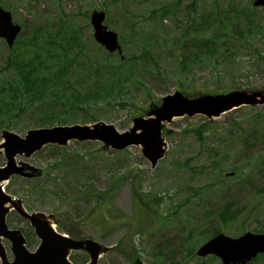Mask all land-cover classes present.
<instances>
[{
  "label": "rangeland",
  "instance_id": "obj_1",
  "mask_svg": "<svg viewBox=\"0 0 264 264\" xmlns=\"http://www.w3.org/2000/svg\"><path fill=\"white\" fill-rule=\"evenodd\" d=\"M104 1L109 2V8L112 6L113 19H117L120 25L113 27L114 23L110 22L112 26L109 28L112 27L111 29L123 36L126 45L123 46L125 47L123 54L129 57L124 62L126 80L113 88L117 93L115 96L78 104L72 103V114L67 115L74 118L69 122L70 125L93 126L97 122H106L113 124L119 132H125L130 130L135 118L147 117L161 108L166 99L183 103L209 98L223 99V102L227 103L238 95L255 97L264 94V8L255 10L262 26L260 32L254 29V34H248L241 29L248 27L244 18L235 19L238 26H230L227 18L225 19V25L228 26L223 28L222 39L226 40L225 43L230 46L232 52L226 53L220 48L214 49L199 44L198 47H193L194 51L198 48L199 53L193 55L194 52L190 47L184 49L181 46L182 38L186 37L191 44L198 39H215L218 37L216 34H219L217 26L222 24L217 23L212 28L199 26L201 32H198L191 30V27L182 31L187 27L183 25L186 17L182 15L178 17L181 23L173 18L175 15L165 17L164 26L161 27L152 26L151 21H146L144 16L152 9L164 3L173 4L177 0L120 2L63 0L60 7L55 0H8L0 4L12 12L16 23L22 25L21 41L27 40L30 34L29 43L44 42L50 33L45 30L36 31V27L48 23L54 30L59 20L63 19L62 13L66 12L65 14L70 15V23L73 25L70 27L79 30L82 43L87 44L85 52L87 56L95 61L111 58V61L120 63L119 58L113 57L116 55L112 58L105 50H98L93 41L90 16L87 13L82 15L78 13V10L84 12L81 7L86 9L89 3L93 10H103ZM192 1L181 0L183 5ZM197 1L199 9L211 8L208 13L211 10L215 11L216 2L224 9L231 2V0ZM235 2L245 9L253 7L251 0H235ZM124 6L131 7L132 12L137 15L131 20L139 22L137 27L140 31L135 35L120 19ZM140 17L143 19L140 20ZM18 46L26 48L23 42L18 43ZM12 49L0 38V90L3 87L9 88V82L14 80L16 75L14 68H7ZM143 51L150 52L152 59L159 61L158 68L154 69V62L146 59L131 58L140 55ZM235 51L237 54L234 53ZM226 55L230 56L231 61L226 60ZM146 62L151 63L145 64ZM153 69L157 76L151 72ZM79 74L76 72L72 80L75 86L78 84V89L82 93L90 91V85H82L87 82L86 80L79 85L81 82ZM113 78L110 75V80L114 81ZM101 80L105 82L107 79L104 76ZM53 101L54 98H51L47 101L34 102L32 105L26 102L21 114L11 118L6 122L7 126L0 130V134L4 132L0 137L2 138L6 131L25 137L29 130L43 127V123L36 120V117L42 112L44 113L41 116L45 115L53 106ZM59 102L63 103V101ZM219 103L221 105V102ZM51 114L58 115L56 119L61 117L57 112ZM263 114L264 102L256 101L255 106H242L213 120L203 115H196L166 122L162 131L167 143L166 155L155 167L143 155L140 146L117 151L105 147L98 141L76 140L65 146L46 145L26 159L18 157V162L26 161L32 167L29 171L30 177L14 176L10 185L6 184L5 191L8 190L20 197L31 212L45 213L53 218L60 225V229L71 233L74 238L96 240L102 246V251H105L98 256L100 258L96 260V264H173L174 261H178L179 264H201L202 258L185 257L184 253H193L194 247L202 243L201 240L207 235L199 232L202 226L208 230L214 228L211 219L212 222L222 223L223 226L218 227L232 237H238L245 231L256 232L255 230L264 229V171L260 172L261 169L264 170ZM53 125L56 126L55 123ZM204 125L206 129L202 140H199L193 132L186 131L188 128ZM244 138L248 139V143L243 140ZM63 153L64 163L60 166L55 165V169L51 168ZM5 163V156L0 154V166ZM211 163L212 166L208 170L204 168ZM234 168L236 171H233ZM125 171H127L125 180L121 182L109 201L111 211L108 215L111 220L108 221L106 214L108 201L102 196L101 207L96 208L80 225V220L89 215L94 202L90 196L83 200L78 199L74 203L68 201L84 196L81 194L83 189L106 191L112 179ZM135 185L146 195L142 197L146 200H153L161 193L167 192L166 194L173 199L164 200L159 208L164 217L177 206L178 209L171 213L175 216L170 215L168 220L163 219L155 214L152 206L145 207L137 203L132 189ZM227 186L229 190L226 189ZM198 189H200L198 192L202 190L203 192L197 196ZM76 191H79V194ZM230 194L241 204L248 205L249 209L242 215L238 213V220L229 226L223 224L220 209H216L214 214L216 218H211L202 224L207 217L205 209L216 208L223 204ZM61 196H64L63 201ZM222 197L226 198L222 199ZM230 200L232 199L229 198L228 201ZM172 219L173 221L170 222ZM7 221L10 228L20 230L28 239L27 248L35 251L40 241L36 236L33 238L28 236L30 230L33 231L29 222L16 212L9 213ZM187 230H195V232L185 240L189 232ZM164 238L169 242L163 250L160 247L156 248L155 246L164 241ZM179 243H184L182 251L172 250ZM3 244L7 250H10L9 240H4ZM168 251L172 252L170 262L167 260L169 256L165 254ZM9 256L10 259L13 257L10 251ZM137 258H139L138 263H133ZM72 259L78 264H85L90 258L86 253L77 251L73 252ZM203 260L204 264H222L220 259L206 257ZM257 264L264 263L262 261Z\"/></svg>",
  "mask_w": 264,
  "mask_h": 264
},
{
  "label": "water",
  "instance_id": "obj_2",
  "mask_svg": "<svg viewBox=\"0 0 264 264\" xmlns=\"http://www.w3.org/2000/svg\"><path fill=\"white\" fill-rule=\"evenodd\" d=\"M256 5H264V0H257ZM100 20L101 19H99V21ZM94 22L96 23L98 31L96 38L111 50L119 48L116 36L112 33L105 32L104 28L99 26L96 18ZM20 29L21 27L19 25H15L12 22L11 14L0 7V36L6 38L9 44L13 45ZM258 96H260L261 99H258ZM258 96L242 97L238 95L227 103L223 102V99L212 100L205 98L203 100L177 104L173 99H166L164 105L153 113L156 115L155 118L149 120H136L135 127L132 131L124 134L118 133L113 126L105 124L97 125L93 129L74 127L39 133L34 131L30 132L26 139H22L17 135L7 134L6 138L8 142L0 146V150L2 148L5 149L8 158V166L0 169V232L14 242L13 250L16 255V260L13 264H70L66 260V255L70 248H85L89 251L92 249V251H94V259H96L98 253L97 245L92 242L73 243L64 241L59 243L58 239L53 236L49 227L40 222V215L31 217L33 224L37 227L39 235L44 240L42 247L35 254H31L24 249L22 246L23 239L19 237L17 233L7 231L5 225L7 208H5V205L12 200L9 196L4 194L1 182L8 179L13 173L22 172V169L17 168L15 165L16 154L26 152V155H31L39 149L44 142L48 141L59 140L60 142H65L68 138L98 139L104 141L108 146H113L117 149L127 147L131 144H142L145 148V154L151 159L153 164H156L158 159L163 155L160 132L162 129L161 123L164 120H170L175 115H194L199 112H204L209 116H219L222 112L230 110L235 106L256 104V101L264 102V95L258 94ZM219 102H221V105H219ZM137 130H141V132L138 133ZM11 203L14 207L18 208L23 215L28 217V215L20 209V205L17 202ZM263 251L264 236L262 235L256 236L247 234L236 240L220 235L207 243L199 251V254L207 255L209 253H216L223 258L225 264H237Z\"/></svg>",
  "mask_w": 264,
  "mask_h": 264
},
{
  "label": "trees",
  "instance_id": "obj_3",
  "mask_svg": "<svg viewBox=\"0 0 264 264\" xmlns=\"http://www.w3.org/2000/svg\"><path fill=\"white\" fill-rule=\"evenodd\" d=\"M174 10L175 9L171 8V6L166 5L161 9V15L166 16L171 12L174 13ZM190 12L192 13V11ZM199 25L202 26L203 24ZM60 26L58 30H46L50 35L46 37L44 42L35 43L31 47H29V44H24L26 48L29 47L27 50H34L35 54L31 55V57L28 55L25 56L24 53L26 49L23 47H19L18 51L13 52L14 54L11 56L10 62L17 68L20 79L17 81L15 80L16 87L11 92H7L9 94L7 99L4 97V95L7 94L5 93L6 89L1 91L0 127L5 121L7 122L10 117L13 118L14 115H20L25 109L26 102H29L28 105H32V102L36 99L43 98L49 94L58 96L60 101L63 102L72 99L71 95L74 94L73 92L82 99H84V97H102L101 92L98 91L101 88V83L98 84L97 91L85 94L81 93V91L73 85L72 80L76 76V72L84 74V76L86 73L88 75V70L92 69L94 65L90 64L89 60H83L84 49L82 42H80L79 35H77L78 30L70 28L71 24L64 20ZM208 42L209 41H206V44H208ZM141 56L148 58L150 55L148 52L144 51ZM97 64L95 70L100 76L105 69L100 62ZM105 86L104 84V87ZM17 93L20 94V98L17 96ZM23 98H26V100H23ZM51 112L52 111H49V113L40 118V121L44 125L53 124L57 118L58 115L51 114ZM57 113L60 115L59 112ZM61 117H59V119ZM204 128L194 129V132L201 137L204 134ZM233 171H236V168H234ZM113 187H115V184ZM113 187L111 189H113ZM140 200L146 207H150V204L145 202L144 199L141 198ZM230 207L231 204L229 203L227 209L223 212L221 211L220 215L224 223H228L235 217L234 213L230 211Z\"/></svg>",
  "mask_w": 264,
  "mask_h": 264
},
{
  "label": "bare ground",
  "instance_id": "obj_4",
  "mask_svg": "<svg viewBox=\"0 0 264 264\" xmlns=\"http://www.w3.org/2000/svg\"><path fill=\"white\" fill-rule=\"evenodd\" d=\"M261 91H262V90H261ZM175 118H179V117H175ZM7 183H8V180H3V181L1 182V186L4 188V190H5V186H6ZM7 209H8V211L11 212V211L13 210L12 205H11V204H8V205H7ZM42 217H43V219H44L46 222H48V223L50 224V226H52V227L55 226L53 220H51L50 218H48V217H46V216H43V215H42ZM0 240H3V237L1 236V234H0Z\"/></svg>",
  "mask_w": 264,
  "mask_h": 264
}]
</instances>
